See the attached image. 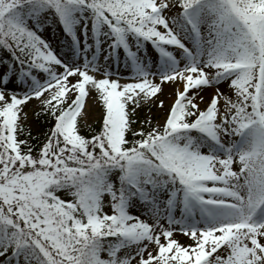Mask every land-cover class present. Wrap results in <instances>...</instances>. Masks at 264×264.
Returning a JSON list of instances; mask_svg holds the SVG:
<instances>
[{"label": "snow or ice", "instance_id": "6c2138e0", "mask_svg": "<svg viewBox=\"0 0 264 264\" xmlns=\"http://www.w3.org/2000/svg\"><path fill=\"white\" fill-rule=\"evenodd\" d=\"M0 264H264V0H0Z\"/></svg>", "mask_w": 264, "mask_h": 264}, {"label": "rangeland", "instance_id": "374dc122", "mask_svg": "<svg viewBox=\"0 0 264 264\" xmlns=\"http://www.w3.org/2000/svg\"><path fill=\"white\" fill-rule=\"evenodd\" d=\"M58 37L59 39H53V36ZM48 39L53 41V45L56 46L60 40L63 39L62 36H60L59 32L53 33V31H49L47 34ZM123 72V69H121ZM163 91L158 94V99L164 101L165 109H167L168 105H170L174 99L175 91H176V85H173L171 83H165L163 84ZM212 90L211 89H205L203 92L200 93L204 97V101L201 102L199 98H197V103H200L201 107H204L205 103L209 100V97L211 95ZM38 108V102L36 100H33L28 107L26 108V111L29 112L30 116V124L32 132L35 135H38L40 130L36 124L35 116L33 115V110ZM85 117L84 120L81 121V130H88L87 127H84L85 122L87 125H89L91 128L93 126H98L99 124V109L96 107V105L93 104L92 100L89 99L86 108L84 109ZM163 116V110L158 109L155 104L151 106V111H149L148 107H142L138 110V117L140 120H146L148 118H151L153 123H155L157 120H160ZM177 238L180 240L181 243H189V241L180 235H177Z\"/></svg>", "mask_w": 264, "mask_h": 264}, {"label": "trees", "instance_id": "16d2710c", "mask_svg": "<svg viewBox=\"0 0 264 264\" xmlns=\"http://www.w3.org/2000/svg\"><path fill=\"white\" fill-rule=\"evenodd\" d=\"M35 121H36V124H37V126H38V128H39V130H40V132H39V134L38 135H42V133L44 132V131H46V127H47V125L46 124H44V122H43V120L41 119V120H37L36 118H35ZM96 127H98V126H93L92 128H96ZM84 134H88V130H84V131H82ZM33 135H35L34 133H33Z\"/></svg>", "mask_w": 264, "mask_h": 264}]
</instances>
